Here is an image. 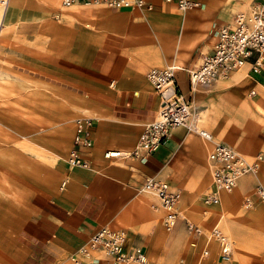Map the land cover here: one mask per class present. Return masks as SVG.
I'll return each mask as SVG.
<instances>
[{
    "label": "crops",
    "instance_id": "crops-1",
    "mask_svg": "<svg viewBox=\"0 0 264 264\" xmlns=\"http://www.w3.org/2000/svg\"><path fill=\"white\" fill-rule=\"evenodd\" d=\"M262 1L202 0L182 13L163 0H147L151 11L22 0L21 17L9 14L7 24L8 6L0 8V264H109L101 251L78 254L102 227L125 230L124 251L140 248L152 264L185 260L191 241L200 247L198 264H213L200 262L204 239L189 234L185 220L223 232L225 219L242 249L225 264H264V203L255 194L264 189V165L208 211L201 197L211 191L212 143L197 134L171 130L145 162L103 158L105 151H131L156 119L151 69L197 68L213 52L219 29ZM252 62L194 92L186 71L176 73L196 125L249 161L264 156V65L254 74ZM85 119L92 147L78 150L89 169L70 167L77 122ZM147 177L180 193L184 221L171 233L161 226L157 199L139 192ZM246 199L252 208H244Z\"/></svg>",
    "mask_w": 264,
    "mask_h": 264
},
{
    "label": "built area",
    "instance_id": "built-area-1",
    "mask_svg": "<svg viewBox=\"0 0 264 264\" xmlns=\"http://www.w3.org/2000/svg\"><path fill=\"white\" fill-rule=\"evenodd\" d=\"M164 3L174 4L178 11L186 12L199 9L202 0H163ZM9 0H0V8L6 9ZM100 6L111 10L135 8L140 11H151L152 5L147 0H62L63 7L74 5ZM253 59L251 71L259 73L264 65V0L252 5L247 12L235 15L231 25L219 29L217 42L211 54L202 55L200 65L195 69L186 70L180 66L172 65L161 69H151L146 78L159 98V109L156 119L147 124L141 133L135 148L130 152L109 150L105 151L103 158L111 159H135L145 162L158 147L162 145L173 129L182 127L190 133H195L203 140L212 143V149L208 153L207 161L211 175V181L215 191H209L205 197L207 204L217 201L218 192H232L238 180L246 175H255L264 165V156L256 155L252 160L230 147L213 141L212 136L196 125L197 114L191 103L181 93L176 73L186 71L189 88L194 92L198 87L212 85L226 79L230 73L241 69ZM91 125L90 119L77 122L74 136L73 149L66 162L70 167L89 169V162L78 148L88 149L92 147L90 133L87 130ZM139 192L155 197L159 206L166 210L164 224L170 228L177 219L179 213L174 209L177 201V193L170 190L169 185L152 177L144 180ZM255 194L264 203V189L257 186ZM253 207L252 201L246 199L244 208ZM187 232L199 236L202 228L185 220ZM210 235L220 243V260L217 264L230 262L232 258V245L222 232L214 227ZM127 237L123 230H112L107 227L98 229L86 243L78 250L82 258H88L92 253L101 251L109 260V264H152L140 248H132L124 251ZM207 251L201 254L206 258ZM74 264H83L76 258H72ZM176 264H184L182 260Z\"/></svg>",
    "mask_w": 264,
    "mask_h": 264
},
{
    "label": "rangeland",
    "instance_id": "rangeland-1",
    "mask_svg": "<svg viewBox=\"0 0 264 264\" xmlns=\"http://www.w3.org/2000/svg\"><path fill=\"white\" fill-rule=\"evenodd\" d=\"M47 1H49L52 5H55L56 7L62 9L61 8V0H47ZM21 2H22V0H11L10 1V4L8 6V9L6 10V13L4 15V22L6 24H7L6 17H8L9 14H10V16H11V18H12L13 21H15V20H17L18 18L21 17V13L22 12L19 10V4H21ZM1 18L2 17H1V10H0V26H1V21H2ZM0 32H1V29H0ZM1 37H2V32L0 33V39H1ZM237 185H238V183H237ZM236 189H237V186L234 189V191L231 192L230 194H226V193H222V194H225L227 196H230L233 193H235ZM222 194L220 195V203L218 205H215V206H207V205H205L203 203L204 196L201 197V201H202L203 206L205 208H207L208 211L215 210L216 208H220L221 207V197H222ZM180 203H181V198H180V200L178 201L177 205L174 208L180 214V217H179V219H177L176 223L174 224V226L172 227V229L170 231H166L164 229V227H163V218L166 215V213L163 211V217L161 219V226H162V228L164 229V231L166 233L173 232L174 229H175V227H176V225L179 223V221H184V220H181V213L179 211ZM233 210H234L233 208H229L227 211H228V213H231ZM223 225H224L223 228H222L223 229V232H224L223 234L232 243V256L235 257V258H239L241 256V254H242V249L240 247H238L237 245H234L233 241L230 239V237L228 235V234H230V231H229V227H228L229 224H228L227 219L224 220ZM123 231H125V230H123ZM202 231H203V229H202ZM209 231H207V232L206 231H203L202 235L200 237H198V238L204 239V245H203V249L201 250V254H202V252H203L204 249L208 250V252H209L207 258L200 257L201 258L200 259V262L205 261L206 259H208V261H213L214 260L213 261V264H216L217 263V260H218V255H219L218 245L215 243V241H212V240L208 241ZM127 243L128 242L126 241V247H127ZM187 245H188V256L185 258V260L182 259L183 263L184 264H198L197 255H198V252H199V249H200V247H198L199 244H197L196 241H191V242H188ZM216 249H217V254H215ZM210 252H211V254H210ZM215 257H217V258L215 259ZM232 258L230 259V261L232 260Z\"/></svg>",
    "mask_w": 264,
    "mask_h": 264
},
{
    "label": "bare ground",
    "instance_id": "bare-ground-1",
    "mask_svg": "<svg viewBox=\"0 0 264 264\" xmlns=\"http://www.w3.org/2000/svg\"><path fill=\"white\" fill-rule=\"evenodd\" d=\"M62 1V0H61ZM242 69V68H241ZM241 69H239V70H241ZM184 70V69H183ZM229 79V76L226 78V79H223V80H220L219 82H222V81H226V80H228ZM198 120H199V118H198ZM136 146V145H135ZM135 148V147H134ZM133 148V149H134ZM132 149V150H133ZM131 150V151H132ZM124 152H130V151H124ZM238 183V182H237ZM236 186H237V184H236ZM236 186L234 187V189L236 188ZM234 189L232 190V192L234 191ZM211 191H215V187L213 186V184H212V181H211V189H210ZM216 192H218V197H217V201L215 202V203H212V204H207L206 203V201H205V197H206V195L207 194H205L204 195V199H203V203L205 204V205H207V206H215V205H218L219 203H220V195L222 194V193H226V194H230V193H227V192H225V191H217L216 190ZM177 201H176V204H175V206L177 205V203H178V201L180 200V193L177 191ZM158 208L160 209V210H162V211H164L165 213L167 212L166 210H164V209H162L160 206H159V204H158ZM175 208V207H174ZM155 209H157V208H155ZM164 219H165V217L163 218V227H164V229L166 230V231H170L171 229H172V227L174 226V224L176 223H174L172 226H170V228H168V227H166V225L164 224ZM214 228V227H213ZM212 228V229H213ZM217 228V227H216ZM211 229V230H212ZM211 230L209 231V236H208V241H210V240H212V241H215V243L218 245V250H219V254H220V243L218 242V240L217 239H215V238H213L211 235H210V232H211ZM220 230V229H219ZM221 231V230H220ZM125 232V231H124ZM222 232V231H221ZM203 233V232H202ZM202 233L199 235V236H197V237H200L201 235H202ZM222 234H223V232H222ZM224 235V234H223ZM225 236V235H224ZM226 237V236H225ZM229 240V239H228ZM230 241V240H229ZM231 243V242H230ZM125 245H126V243H125ZM125 245H124V247H125ZM231 245H232V243H231ZM204 251H207L208 252V250H206V249H204L203 250V252ZM202 252V253H203ZM209 253V252H208ZM207 257H208V255H207ZM206 257V258H207ZM202 258H204V257H202ZM219 260H220V257H219V255H218V260H217V263L219 262ZM216 263V264H217Z\"/></svg>",
    "mask_w": 264,
    "mask_h": 264
}]
</instances>
